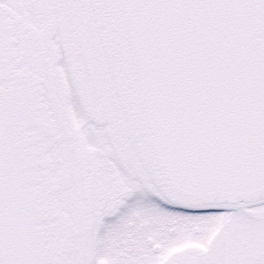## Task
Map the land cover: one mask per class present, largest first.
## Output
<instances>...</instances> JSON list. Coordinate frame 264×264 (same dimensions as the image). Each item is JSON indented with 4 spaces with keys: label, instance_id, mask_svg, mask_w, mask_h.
<instances>
[{
    "label": "snow or ice",
    "instance_id": "6c2138e0",
    "mask_svg": "<svg viewBox=\"0 0 264 264\" xmlns=\"http://www.w3.org/2000/svg\"><path fill=\"white\" fill-rule=\"evenodd\" d=\"M0 264H264V0H0Z\"/></svg>",
    "mask_w": 264,
    "mask_h": 264
}]
</instances>
